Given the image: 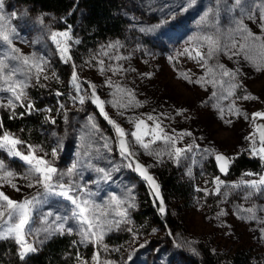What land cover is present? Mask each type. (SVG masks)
Here are the masks:
<instances>
[{"label": "rangeland", "instance_id": "374dc122", "mask_svg": "<svg viewBox=\"0 0 264 264\" xmlns=\"http://www.w3.org/2000/svg\"><path fill=\"white\" fill-rule=\"evenodd\" d=\"M0 3L3 4L0 15L7 18L14 30L13 43L20 54L46 62L45 73L40 76L39 82L35 77L28 79L29 86L24 89L27 99L16 101L10 92L0 91V114L4 111L12 116L32 113L43 116L47 121L39 131L40 138L33 143L22 140L25 144L43 148L49 153V159H53L50 155L52 149H57L55 166L62 171L79 160L78 171L82 175L73 179L96 193L93 197L96 203L104 204L116 195L129 197L134 204L127 209V219L131 222L112 227L104 235L101 245L82 243L78 234L79 225L69 220L65 227H72L71 234L56 233L45 238L47 234L39 232L27 237L37 251L29 253L26 258L35 255L54 237L68 236L82 249L91 250L90 256L86 252L79 254L89 264H92L96 252L100 253L101 264L104 261L110 264H204L205 251L212 253L222 264H230L228 260L235 254L248 257L250 264H264V190L255 192L246 186L231 187L241 185L242 181L264 177V160L251 155V142L245 139L255 135L256 145L259 146L255 129L264 119L257 118L253 124L251 118L256 112L264 113V71H257L252 61L243 54H233L245 43L243 37L246 33L236 31L241 23L264 42V0H242L240 6L235 5V0H136L127 15V39L102 42L87 53L76 51L74 28L68 27L66 21L57 24L51 16L40 14L18 0H0ZM79 13L82 15L81 11ZM65 31L72 37L68 53L71 60L67 63L61 59L51 39L53 33ZM217 33L220 34L223 50L208 60V66L214 68L217 79H220L218 65L236 73L232 82L240 86L232 90L230 97L226 90L221 92L207 82L212 77L202 63L180 55L185 48L191 50L195 46L189 42L196 37ZM232 43L236 44V48L223 47ZM200 50L207 52V46L203 45ZM8 51L6 46L0 48V59ZM8 63L11 67L20 62L9 60ZM73 65L79 78V92L72 85ZM117 68L122 70L115 74L110 70ZM182 73L192 81L204 79L201 83H189ZM15 79L24 77L17 75ZM223 79L227 81L230 78ZM109 80L113 82L112 87L108 86ZM117 84L133 93L139 106L125 109L113 107V103L121 97L125 103L128 100L127 95L116 91ZM90 85H95L96 95L106 102L105 111L126 132L135 130L128 122L130 119H146L151 114L162 121L169 135L191 133L176 141L177 148L192 146V151L186 152V158L181 159L179 164L168 155L160 157L158 162L156 157L146 155L138 145L134 148L136 158L152 177L157 178V172L164 167L177 176L180 192L171 194L160 186L165 213L174 220L175 227L168 221L158 223L153 219L152 210L155 208L160 216L166 214L160 212L153 192L148 184L142 182L140 174L125 166L128 161L120 157L115 130L92 102ZM58 92L62 95H57ZM213 92L218 93L217 97L212 96ZM246 95L258 99L244 100L242 97ZM80 96L84 97L83 104L79 102ZM9 99H13L14 108L7 106ZM28 104L33 106L32 109L27 107ZM233 107L242 114L230 111ZM120 112L124 113L123 116L118 114ZM89 118L97 125L98 132L91 129ZM146 122L152 125L151 121ZM82 136L86 137L83 143H91L93 149L92 157L87 159H82ZM105 140L109 141L111 152L103 148ZM153 147L163 148L164 145L158 141ZM97 148L99 153L95 152ZM205 149L230 158L226 176H222L218 169L217 173L211 169L213 162L216 165V159ZM1 152V159L8 169L17 174L14 182L21 190L17 192L5 184L0 191L17 201L36 195L37 189L26 187L28 181L20 178L27 165L16 157L7 156L3 150ZM241 155L256 159L263 165V171L251 176L246 173L240 176L232 174L231 167ZM89 162L92 168L84 166ZM96 167L111 171L110 179L104 180L103 174L95 171ZM116 168L119 170L112 171ZM217 177L224 182L219 195L215 192ZM249 193L252 194L249 196ZM69 207L61 206L58 198L52 197L40 211L53 213L48 217L49 224H52L55 215H70ZM238 208H254L255 218H248L250 214L238 212ZM222 212L224 215H220ZM108 218L122 219L114 213ZM36 219L38 222L33 227L43 228L44 225L39 222L41 217Z\"/></svg>", "mask_w": 264, "mask_h": 264}, {"label": "snow or ice", "instance_id": "6c2138e0", "mask_svg": "<svg viewBox=\"0 0 264 264\" xmlns=\"http://www.w3.org/2000/svg\"><path fill=\"white\" fill-rule=\"evenodd\" d=\"M194 2V0H193ZM242 0H235V5L240 6ZM3 8V4L0 3V9ZM264 18V17H262ZM236 31L246 33L243 39L244 44L239 46L236 53L233 54H243L244 57L254 64L257 71H264V42H261L262 38L260 36H254L253 33L242 25L237 26ZM14 30L9 26L7 18L4 15H0V48L6 46L9 50L3 59H0V91L10 92L12 97L16 101L22 99H27L25 88L29 86L27 83L28 79L35 77L37 82L41 75L45 73L46 62L40 60L37 57H28L20 54L19 49L14 46L13 43ZM52 41L56 44L57 49L60 53V57L66 63L71 60L69 53V41L72 37L68 31L53 33L51 35ZM79 43V41H75ZM259 42V43H256ZM190 45H195L189 48H185L180 55H187L190 59H195L197 63H202L205 68H207L208 74L212 77L211 82L214 87L223 91H227L228 96L233 95V89L239 87L238 83H233L235 80L236 73L229 72L224 68L223 65H218L219 77L216 78V71L213 67L208 66V60L216 56L220 51L223 50L221 46L220 34L215 35H202L194 39V41L189 42ZM203 45L207 46V52H202L200 49ZM117 45H110L109 47H116ZM224 48H236V44L232 43L230 46L225 44ZM193 53L195 55L193 56ZM116 59H121L117 57ZM18 61L19 64H13L11 67L8 61ZM103 65V61H100ZM114 72L121 71L122 69H110ZM103 72V67L101 68ZM21 75L24 79L17 80L15 77ZM54 75V74H53ZM184 79H187L189 83H201V80L192 81L191 78L185 74H181ZM223 77H229L230 79L225 81ZM45 79L48 76L44 75ZM79 78L75 72V65H73L72 73V85L77 92L80 91V85L78 82ZM108 86L112 87L113 82L108 81ZM92 88V102L98 108L100 114L104 119L113 127L117 136V145L120 157L122 160L128 161L125 165L128 168L133 169L138 172L142 177H144L150 184L153 185L157 196H159L158 186L155 184L153 177L148 174L147 168L139 162L136 158L137 153L134 151L136 145L143 149L144 153L149 156L156 157L159 162V158L163 155H168L170 158L174 159L178 164L181 159L186 158L185 153L192 151V146L181 149L177 148L176 141L182 138L184 135H191V133H180L177 135H169L164 127L162 126V121L158 117H154L149 114L146 119L136 117L130 119L128 122L133 124L134 131L126 132L123 127H121L114 119H112L109 114L105 111V101L101 100L99 96L96 95L95 85H90ZM116 91L124 93L127 95V102H123V97L121 100L113 103V107H118L121 109L139 106V102L135 101L133 93L127 92L126 89H122L118 84L115 86ZM57 95H62V93H57ZM218 93L213 92L212 96L217 97ZM244 100H256L255 96L246 95L242 97ZM79 102L84 103V97H79ZM9 108H14L13 99L8 100ZM23 106V105H21ZM27 107L32 109V105L28 104ZM223 111V109H221ZM234 114L241 115L239 109H230ZM123 116V112L118 113ZM182 114V113H178ZM15 115V113H13ZM257 118L264 119V113L256 112L252 115L251 121L255 124ZM245 119H248L245 116ZM146 121H151L152 125ZM55 121H53L54 123ZM231 124V121H227ZM89 124L92 130L99 131L97 125L92 122L89 118ZM4 125L0 122V129H3ZM259 133V146L256 145L255 135L248 136L245 139L251 142V148L249 149L251 155L258 156L260 159L264 160V126H257L255 129ZM129 137L131 139H129ZM146 137L148 139H146ZM86 137H81L83 148L82 159H87L92 157L93 149L91 143H83ZM163 143L164 147H153L157 142ZM23 146V147H18ZM103 148L108 152H111V147L108 140H105ZM26 149V151H25ZM0 150L7 153L9 157H16L27 165V169L24 175L20 178L28 181L26 187L36 188L37 193L31 198H25L23 200H13L4 191H0V240L13 239L19 246V258L21 261L25 260L29 253H34L37 251L36 247L30 243L27 237L38 234L39 232L46 233L47 236L59 233L60 235L71 234L72 227H65L69 220L75 221L78 225V234L81 237L82 243H94L96 245H101L104 235L107 231H110L112 227H119L121 223H130L131 221L127 219V209L134 207V204L130 202L129 197H118L113 195L104 204L96 203L93 197L96 195L95 192L87 189L86 186L75 182L73 177L80 176L82 173L78 171V166L80 161L73 164L67 170H59L55 166V158L57 157V149H52L50 155L53 159H49V153L45 152L43 148L33 145H27L21 139L13 136L12 134L4 131L0 134ZM99 149H95L96 153H99ZM208 154L215 156L218 167L221 173L227 174L228 166L231 162L230 158L225 157L219 153L209 152L208 149L204 150ZM42 153V154H41ZM85 167L92 168V164L89 162L84 165ZM119 170L118 168L112 169V171ZM95 171L97 173L103 174V179L108 180L111 177V171H106L104 168L96 167ZM190 171V170H189ZM246 175H254L253 173H246ZM17 178V174L8 169L5 161L0 159V188H3L5 184L12 187L14 190L19 192L21 189L14 182ZM216 194H220V189L224 187V182L220 181L217 177L215 179ZM246 186L254 190L255 192H261L264 190V177H260L258 180L252 181H242L241 185H232V188ZM198 191L200 189H197ZM252 193H249L250 196ZM225 197L227 192L224 193ZM58 198V202L61 206L70 207L68 208L70 215L60 216L55 215L52 224H49L48 217L53 216L52 212L44 214L40 211L41 207L50 201V198ZM247 199V197H246ZM63 202H67L64 204ZM127 205V207H123ZM161 213L165 211L163 207V201L161 200ZM238 212H247L250 214L248 218H255L254 208H238ZM115 214L122 217L120 220L109 219L110 214ZM224 215V213H220ZM41 217L39 221L44 225L41 229H36L33 227L37 223L36 217ZM242 219L244 217H241ZM86 226V227H85ZM106 248L107 246L104 245ZM143 247V245H141ZM78 264H89L88 261L83 260L82 257H76ZM92 264H101L100 253L96 252L92 257ZM103 264H110L108 261H104Z\"/></svg>", "mask_w": 264, "mask_h": 264}, {"label": "trees", "instance_id": "16d2710c", "mask_svg": "<svg viewBox=\"0 0 264 264\" xmlns=\"http://www.w3.org/2000/svg\"><path fill=\"white\" fill-rule=\"evenodd\" d=\"M30 5L40 14L51 16L57 24L63 21L68 23V27L74 28L76 40V51L87 53L91 49L97 48L102 42L109 40H126L129 35V19L131 4L136 0H18ZM81 14L80 15V12ZM58 26V25H57ZM60 26V25H59ZM75 51V52H76ZM75 58H78L75 56ZM37 114L12 116L8 112H1L0 122L3 123L4 131L13 136L33 143L40 138L39 131L45 126L47 119ZM42 119V120H41ZM2 152L0 150V159ZM211 169L217 173V168L213 162ZM263 165L256 159L241 155L235 159L231 171L237 176L245 173H260ZM149 174V173H148ZM150 175V174H149ZM143 183L150 184L140 175ZM164 191L171 194L180 192L178 178L173 172H168L165 167L157 172L154 178ZM153 192V191H152ZM159 206L158 201H156ZM148 212V211H147ZM157 208L152 210V216L158 223L168 221L174 227L176 223L169 214L160 216ZM79 244V243H78ZM72 237L57 236L48 241L44 247L30 258L21 261L19 258V248L13 240L0 241V264H76V257L85 253L90 256L91 250L82 249ZM204 264H222L212 253L205 251ZM230 264H250L249 258L241 254H235L228 260Z\"/></svg>", "mask_w": 264, "mask_h": 264}, {"label": "water", "instance_id": "95a60500", "mask_svg": "<svg viewBox=\"0 0 264 264\" xmlns=\"http://www.w3.org/2000/svg\"><path fill=\"white\" fill-rule=\"evenodd\" d=\"M258 126H264V122H259V123H258ZM258 139H259V133H258ZM224 156H225V155H224ZM225 157H226V156H225ZM227 158H228V157H227ZM230 164H231V162H230ZM230 164H229V166H228V169H229V167H230ZM216 166H217V169H218L219 173H220L222 176H226V175L228 174L229 171H227V174L221 173V171H220V169H219V167H218L217 161H216ZM153 180L155 181V184L158 186L159 196H157L156 191H155L154 188H153V185H152V191H153V194H154V196H155L156 200L158 201L159 206H160V208H161V200L163 201V204H164V197H163V195H162V192L160 191L159 183H158L155 179H153ZM160 212H161V211H160ZM162 214H166L165 211H164Z\"/></svg>", "mask_w": 264, "mask_h": 264}]
</instances>
